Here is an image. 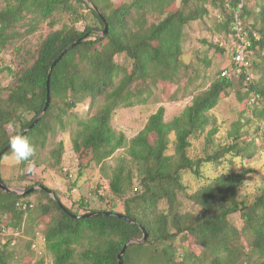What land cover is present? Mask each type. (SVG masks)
I'll return each instance as SVG.
<instances>
[{
    "label": "trees",
    "instance_id": "16d2710c",
    "mask_svg": "<svg viewBox=\"0 0 264 264\" xmlns=\"http://www.w3.org/2000/svg\"><path fill=\"white\" fill-rule=\"evenodd\" d=\"M175 1L130 0L114 7L112 0H91L108 22V32L103 36L96 34L98 25L104 28L102 18L86 0H8L0 7V55L13 46L21 56L20 68L7 67L12 83L0 90V151L43 111L52 63L64 49L82 39L51 73L49 106L25 135L35 146V155L22 161L21 167L36 158L38 147H46L48 134L55 131L52 121L60 131L72 127L80 175L92 160L104 163L117 150L125 149L129 157L128 161L120 157L109 183L111 192L123 199L124 212L90 208L85 198L79 201L82 211L74 210L61 201L55 190L52 191L62 206L46 190L14 195L0 189V228L23 234L28 213L35 206L30 197H42L41 217L50 218L38 233L44 238L45 252L34 250L36 259L31 264H118L125 243L143 238L142 227L148 232L147 240L129 244L123 264H203L208 253L213 255L210 264H264V184L251 197L241 189L254 169H229L213 177L203 171L208 165L217 167L234 158L252 159L258 150L264 152V6L262 26L257 30L246 23L250 0H181V7L174 10L171 8ZM209 1L223 16V20L219 15L217 19L227 43L221 46L216 38L214 45L219 52L229 49L230 64L221 69L208 88L192 92L190 102L171 120H165L166 109L161 106L133 138L117 131L112 124L117 109L145 103L152 92L151 85L174 80L181 64L185 26L209 13ZM239 9L246 29L256 31L260 39L252 45V66L229 79L222 72L233 64L229 34L233 33L234 14ZM88 14L98 21L97 25L89 21ZM66 16L71 23L52 30L36 48L25 41L41 24L54 27ZM79 23H84L83 29ZM123 53L132 60L131 68L116 60ZM256 67H261L263 74L258 79ZM230 91L252 110L258 124L251 133L240 118L226 131L224 139L216 140L221 126L213 110ZM86 101L88 109L80 115L79 109ZM198 140H203V154L192 155ZM172 143L175 152L167 154ZM63 152L64 143L59 141L51 152L54 166L60 164ZM12 153L10 148L0 159L1 178L9 187L12 186L2 177L1 164ZM187 175L198 181L197 187L186 183ZM38 185L45 184L36 181L24 186V192ZM185 201L201 211L185 210ZM163 203L166 206L161 208ZM95 211L122 213L136 222L113 215L84 216ZM235 213L243 221L241 228L230 220ZM5 216L10 220L5 221ZM178 238L182 243L192 240L201 247L200 251L186 244L178 250ZM29 240L32 248L36 238ZM16 246L0 242V264H11ZM46 253L52 255L49 262Z\"/></svg>",
    "mask_w": 264,
    "mask_h": 264
},
{
    "label": "rangeland",
    "instance_id": "374dc122",
    "mask_svg": "<svg viewBox=\"0 0 264 264\" xmlns=\"http://www.w3.org/2000/svg\"><path fill=\"white\" fill-rule=\"evenodd\" d=\"M113 6L118 7L121 3L130 0H112ZM229 1V0H225ZM8 0H0V7H4ZM88 3V2H87ZM90 5V4H89ZM92 6V5H90ZM206 6L209 13L203 18L189 22L184 29L183 37V52L181 55V64L177 75L172 81L160 80L157 84L151 85L152 92L149 93L147 101L142 104H136L128 108H119L115 111L113 116V126L117 131L125 133L128 138H133L140 130H142L148 121L151 114L155 113L159 107L164 106L166 109L165 120H171L175 115L182 112L185 106L190 102L192 92L197 93L201 89L208 88L211 82L218 76L223 67L230 64V51L229 49L219 52L214 45L216 38L219 40L225 38V32L221 30L218 25V15L220 9L216 8L212 2H208ZM264 6V0H250L248 7L250 15L246 18V23L256 28H261V9ZM181 7V0H176L171 9H178ZM228 8V6H227ZM241 8V5H240ZM229 9V8H228ZM240 15V9L235 11V15ZM89 21L93 25H97L98 21L94 19L92 14H88ZM164 16L158 15V18ZM218 18V19H217ZM150 21L153 18L149 17ZM223 20V16L222 19ZM242 20V18H241ZM63 23L70 24L71 19L66 16L61 19L56 26L51 27L46 23L41 26L31 35L26 38L28 45L36 48L48 33L54 29L63 27ZM80 29H83L84 23L78 24ZM96 34L102 35L100 25H98ZM103 36V35H102ZM24 38V36H22ZM224 41V40H223ZM21 56L14 50L13 46H8L1 52L0 55V90L3 87L9 86L13 78L9 74L7 67L13 69L20 68L19 63ZM116 60L128 68L132 66V60L123 53L116 56ZM260 58H257V61ZM261 67H256V78H260L263 74ZM6 95V92L4 93ZM147 95V94H146ZM89 101H86L79 109L80 115H84L88 109ZM217 123L221 126L219 132L216 134L215 139L218 137L224 139L226 131L232 127V124L241 118V121L247 123V128L251 133H254L257 120L253 117V112L248 108L245 102H240L237 99L236 93L230 91L227 96H224L219 104L213 110ZM52 126L55 131L48 134L47 144L45 148H39L36 158L30 160L25 168L21 167V162H17L14 153L5 156L2 159L1 172L2 177L6 183L10 184L12 188L18 191H24V186L40 181L51 190H55L61 201L68 207L74 210H79V201L85 198L90 208L94 209H114L117 212H124V201L111 192L109 187L110 179L113 169L119 163L120 157L124 156L125 161L129 157L125 153V149L117 150L111 157L105 160L104 163L97 164L94 160L86 166L84 173L80 175V165L77 155L73 149L72 142V127H68L66 131H60V126L56 121H52ZM155 135H151L150 139L153 141ZM171 139H175L172 134ZM62 141L64 143V152L62 160L59 165L54 166V158L52 157V150L56 147L57 143ZM261 143V139L258 140ZM204 148L203 140L194 142V147L191 149L192 155H202ZM174 144L170 145L167 154H173ZM87 157L84 158L86 161ZM64 168L68 170L65 171ZM243 168L254 169V172L248 176L247 181L242 186V193L248 196H254L257 192L258 186L264 184V152L258 150L252 159L241 160L234 158L230 162H224L215 167L208 165L204 168V173L208 177H213L222 171L242 170ZM135 186L138 185V180L134 179ZM186 183L195 188L198 186V181L192 176H186ZM40 195L30 197L35 206L28 213L29 218L26 222L24 234L18 238L17 246L12 249L10 257L11 264H31L35 259V251L30 247V240L32 237L38 239L39 232H42L48 224L49 217H41V209L39 207ZM43 201L46 202L44 198ZM166 205L161 204V208ZM185 210L192 212H200V208L190 201H185ZM82 211V210H79ZM5 221L10 218L5 216ZM230 220L238 228L243 226V221L239 213L231 216ZM39 240V239H38ZM243 243L247 245V241L243 237ZM178 250H182L183 245H188L192 250L200 251L201 247L197 246L192 240H187L182 243L180 238L175 241ZM78 247V252L82 248ZM45 252L44 245L38 251ZM36 251V252H38ZM47 261H51L52 255L46 253ZM213 255L208 253L203 264H210Z\"/></svg>",
    "mask_w": 264,
    "mask_h": 264
},
{
    "label": "built area",
    "instance_id": "2783aa9c",
    "mask_svg": "<svg viewBox=\"0 0 264 264\" xmlns=\"http://www.w3.org/2000/svg\"><path fill=\"white\" fill-rule=\"evenodd\" d=\"M222 19V16H220ZM232 34H229L230 45L232 50V65L222 72V75L232 79L242 74L246 69L252 66V59L254 58V51L252 45L254 41L260 39V35L256 31L246 29L239 15H235L232 27ZM221 46H226L227 43L223 39L219 40ZM67 171V168H64ZM39 235V234H38ZM22 233L9 228H0V242L2 245L9 244L15 246L18 238ZM39 239V240H38ZM32 244V249L38 251L41 249L44 238L39 237Z\"/></svg>",
    "mask_w": 264,
    "mask_h": 264
},
{
    "label": "water",
    "instance_id": "95a60500",
    "mask_svg": "<svg viewBox=\"0 0 264 264\" xmlns=\"http://www.w3.org/2000/svg\"><path fill=\"white\" fill-rule=\"evenodd\" d=\"M90 5H92V7H94V9L100 14L101 18H102V21L104 23V30L102 31V35H106L107 32H108V22L106 20V18L102 15V13L100 12V10L91 2V0H86ZM88 36V34L86 35ZM82 39H78L76 42L72 43L71 45H69L66 49H64L62 51V53L54 60V62L52 63L51 67H50V73H49V78H48V81H47V87H48V92H47V102H46V105L43 109V111L38 115V117L34 120V122L25 130H23L20 134L22 135H26L27 132L33 128L37 123L38 121L45 115V112L49 106V103H50V89H49V83H50V76H51V73L54 69V67L57 65V63L62 59V57L67 54L71 49H73L75 46L79 45L81 43ZM19 134V135H20ZM10 143L8 145H6L1 151H0V159L1 157L10 149L9 147ZM0 189L5 191V192H8V193H11V194H14V195H25V194H29V193H32L38 189H42V190H46L49 195L55 199L61 206V201L57 198L56 194L49 188H47L45 185H38V186H33L31 187L29 190H27L26 192H22V191H18L17 189H14L12 187H9L7 185H5L2 181V178H1V174H0ZM98 215H113V216H116V217H119V218H123L127 221H129L130 223H135L136 221L131 218L130 216H127L125 214H122V213H111V212H107V211H95V212H92V213H89L87 215H84L86 217H93V216H98ZM141 227V226H140ZM142 231H143V238L141 239H130L129 241H127L123 247V249L121 250V252L119 253L118 255V264H123V256L126 252V248L128 247L129 244L131 243H143L147 240L148 238V232L146 231L145 228L142 227Z\"/></svg>",
    "mask_w": 264,
    "mask_h": 264
},
{
    "label": "clouds",
    "instance_id": "9594fccd",
    "mask_svg": "<svg viewBox=\"0 0 264 264\" xmlns=\"http://www.w3.org/2000/svg\"><path fill=\"white\" fill-rule=\"evenodd\" d=\"M17 162L28 161L35 155V146L22 134L12 137L10 145Z\"/></svg>",
    "mask_w": 264,
    "mask_h": 264
}]
</instances>
